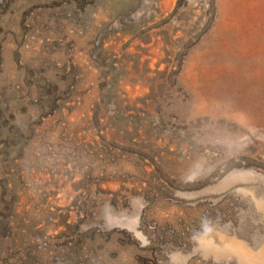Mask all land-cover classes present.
<instances>
[{
    "label": "rangeland",
    "instance_id": "obj_1",
    "mask_svg": "<svg viewBox=\"0 0 264 264\" xmlns=\"http://www.w3.org/2000/svg\"><path fill=\"white\" fill-rule=\"evenodd\" d=\"M216 235L264 247V0H0V264H239Z\"/></svg>",
    "mask_w": 264,
    "mask_h": 264
},
{
    "label": "bare ground",
    "instance_id": "obj_2",
    "mask_svg": "<svg viewBox=\"0 0 264 264\" xmlns=\"http://www.w3.org/2000/svg\"><path fill=\"white\" fill-rule=\"evenodd\" d=\"M215 237L218 238L220 241H223V239H225L226 243L224 241L223 243H221L220 241L214 240L216 242H213V244H207V246L214 247V249L220 250L224 253L236 257L239 264H264V257H262V255L264 254V247H257L255 251H252L237 240H231L229 238H225L223 236L218 235H216ZM210 241L212 240L210 239ZM239 246H241V253H237L235 251V247Z\"/></svg>",
    "mask_w": 264,
    "mask_h": 264
},
{
    "label": "trees",
    "instance_id": "obj_3",
    "mask_svg": "<svg viewBox=\"0 0 264 264\" xmlns=\"http://www.w3.org/2000/svg\"><path fill=\"white\" fill-rule=\"evenodd\" d=\"M5 139V142L7 141V139L6 138H4Z\"/></svg>",
    "mask_w": 264,
    "mask_h": 264
},
{
    "label": "water",
    "instance_id": "obj_4",
    "mask_svg": "<svg viewBox=\"0 0 264 264\" xmlns=\"http://www.w3.org/2000/svg\"><path fill=\"white\" fill-rule=\"evenodd\" d=\"M254 248V247H253Z\"/></svg>",
    "mask_w": 264,
    "mask_h": 264
}]
</instances>
